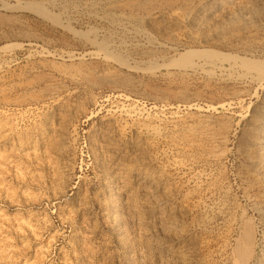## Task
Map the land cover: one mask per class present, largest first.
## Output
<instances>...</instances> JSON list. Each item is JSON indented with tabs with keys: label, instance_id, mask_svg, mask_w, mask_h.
<instances>
[{
	"label": "rangeland",
	"instance_id": "1",
	"mask_svg": "<svg viewBox=\"0 0 264 264\" xmlns=\"http://www.w3.org/2000/svg\"><path fill=\"white\" fill-rule=\"evenodd\" d=\"M263 68L264 0H0V264H264Z\"/></svg>",
	"mask_w": 264,
	"mask_h": 264
},
{
	"label": "bare ground",
	"instance_id": "2",
	"mask_svg": "<svg viewBox=\"0 0 264 264\" xmlns=\"http://www.w3.org/2000/svg\"><path fill=\"white\" fill-rule=\"evenodd\" d=\"M43 13V12H42ZM13 18V17H12ZM184 57V61L186 60V63L184 64V67L186 69L189 68H193L196 66V64L193 61V58L198 57L201 58L203 55L199 52L196 51H188L187 53H185L183 55ZM207 59V58H206ZM188 63V64H187ZM209 62H206V64H208ZM188 67V68H187ZM253 68V67H252ZM255 69V68H254ZM264 69V68H263ZM67 70V69H66ZM247 71V70H246ZM264 71V70H263ZM65 74L68 75H73L70 70L68 71H64ZM75 72V71H74ZM61 73V72H60ZM63 73V72H62ZM249 76H253L255 73H252V71L247 72ZM72 76V77H73ZM260 76V75H259ZM263 81H264V77H260ZM134 127L138 130V132L145 137H148L150 139H155L157 137H160L162 134V130H161V125L159 124H154L151 121L148 120H136V122L134 123ZM167 154V152H163V155ZM248 231V230H247ZM248 238V237H247ZM246 246V245H245ZM249 248V247H248ZM246 250V249H245Z\"/></svg>",
	"mask_w": 264,
	"mask_h": 264
}]
</instances>
